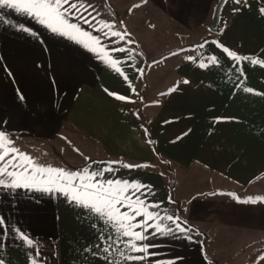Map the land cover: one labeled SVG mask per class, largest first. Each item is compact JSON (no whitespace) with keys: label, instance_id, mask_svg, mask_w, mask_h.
I'll return each mask as SVG.
<instances>
[{"label":"crops","instance_id":"1","mask_svg":"<svg viewBox=\"0 0 264 264\" xmlns=\"http://www.w3.org/2000/svg\"><path fill=\"white\" fill-rule=\"evenodd\" d=\"M84 2L93 6V15L99 14L97 21L114 23L116 31L126 29L132 41L150 19L147 14H154L147 28L167 29L176 37L177 30L183 32V40L166 49L175 53V74L168 84L176 91L143 92L149 65L136 50L138 38L114 43L117 37L95 30L96 21L69 18L101 37L107 50H127L109 51L120 61L121 75L81 44L32 17L0 8V131L39 165L99 171L103 162L119 161L112 165L117 171L106 172L103 179L150 186L141 198L160 205L150 210L178 216L190 229L180 238L150 237L144 243L155 245L149 250L154 255L122 264H264V202L245 203L248 199L229 194L233 188L224 191L215 184L220 178L249 188L264 176V67L249 60L237 63L219 46L264 60V0H224L217 41L207 42L199 52L194 50V29L200 26L196 35H209L220 0ZM19 25L31 32L19 30ZM201 62L207 66L201 68ZM164 163L184 170L199 166L218 178L198 177L204 188L181 195V188L168 184ZM124 164L148 166L129 169ZM0 217L5 221L0 226L4 264H31L33 259L38 264H108L103 259L108 253L101 250L107 244L100 237L117 238L111 227L57 191H0ZM16 230L28 235L33 247L19 239ZM115 248L109 256L114 262L121 259ZM120 249L130 254L123 244Z\"/></svg>","mask_w":264,"mask_h":264},{"label":"snow or ice","instance_id":"2","mask_svg":"<svg viewBox=\"0 0 264 264\" xmlns=\"http://www.w3.org/2000/svg\"><path fill=\"white\" fill-rule=\"evenodd\" d=\"M240 2L241 0H236V3ZM0 8H9L19 15L32 17L51 32L73 40L89 51L96 53L114 71L123 75L121 68L118 67L120 61L114 60L109 51L125 52L127 50L124 47L107 50L101 43V37L93 36L91 33L84 31L78 24L71 22L69 18L84 19L86 23H89L90 20L96 21L99 27L95 30L103 31V35L108 38L117 37L118 39L114 43H120L121 41L134 43V41L127 39L131 34L126 29L123 32L114 30V23L103 20L97 21L99 14L93 15L95 9L91 4H86L84 0H0ZM236 10L234 9V11ZM260 13L264 15V8L260 9ZM0 22H4L2 16H0ZM18 28L24 32H31L29 28L23 25H19ZM203 46L199 45V47ZM219 46L237 63L241 60H249L253 64H260L264 67V60L247 56L241 57L228 48H224L223 45ZM188 59L193 58L188 57ZM209 61L215 63L216 58L210 57ZM206 66L203 62L200 63L201 68ZM124 79L127 80L128 77L124 76ZM184 83H188V81H184ZM244 90L253 92L251 88H245ZM174 91H176V88L169 89V92ZM109 95H114L118 100L129 99L115 93H109ZM19 98L24 99L22 95ZM12 143V140L3 131H0V191L12 190L15 192L17 189L43 192L57 191L62 193L69 203L98 217L105 225L111 227L117 236L116 239L108 236L107 240L103 235L100 237L101 242L107 244L101 250L108 253V256L103 257L108 264H122V261H145L154 255L149 250L155 245L144 243L150 237L161 235L180 238V236L190 231V229L182 226L178 216L161 215L159 211L150 210L160 207L159 204L147 203L146 199L141 198V196H147L150 186L127 180L103 179L106 172L114 173L117 171L112 165L119 164V161L103 162L105 167L99 171L91 170L88 167L78 171H68L64 168L39 165L34 158L12 147ZM75 150L79 151V149ZM86 159L90 158L86 157ZM147 166L123 165V167L129 169ZM257 201L264 202V197H249L244 202L256 203ZM140 217H143V219H139ZM165 220L169 221L170 224H164ZM4 223V219L0 217V226H3ZM95 226L93 224V227ZM16 231L19 239L23 240L28 247H33L34 242L28 235L19 230ZM184 238L192 239L191 236H185ZM121 244L130 254H126L124 250L120 249ZM113 245L116 246L115 250L119 251L121 257L120 260L115 262L109 260V256L112 255L110 249H113ZM96 247L100 248V245H96ZM84 251H91V248H85ZM93 255H96V253H93ZM36 256H39L38 251ZM261 259H264V257H261ZM0 264H4L2 259H0ZM31 264H38V262L33 259Z\"/></svg>","mask_w":264,"mask_h":264},{"label":"rangeland","instance_id":"3","mask_svg":"<svg viewBox=\"0 0 264 264\" xmlns=\"http://www.w3.org/2000/svg\"><path fill=\"white\" fill-rule=\"evenodd\" d=\"M147 15L150 19H148V22H146L143 28H139V30H141V34H139L140 36H133V39L135 41L138 38L137 42L134 41L136 44L137 52L144 60L148 62L149 65L146 68V79L143 92L147 94L162 93V90L166 91L173 87V85L168 84V78L169 76L173 77L175 74V68L172 64L173 53H170L166 49L172 48L174 46V41L179 43L180 40H183L184 37H182V35L184 34L183 32L177 30L176 37L175 35H173V32H169L167 29H158L155 31L151 28H147V24L150 21H154V19L152 18L154 14ZM197 28L200 29V26ZM197 28L194 29L192 38L194 41V50L199 52V50L201 49L199 45L205 46L207 42L211 43L210 41L217 40L215 34L216 30L213 27H211V29L213 30L208 29L209 35L207 36L206 32H203L202 35H196L200 32L197 31ZM180 33H182V35H180ZM201 36H203V39L200 41ZM194 55H196V53H194ZM162 169L166 175L168 184L177 191L179 190L178 188H181V195L184 194V192L187 195L192 194L194 192H197V190L200 191L204 188V183L201 182V180L199 181L198 177L208 176V178L211 180H213V177L218 178V176L216 175L206 173L204 170L200 169L199 166H193L191 170H184L182 168H179L178 166L173 167L169 163H164ZM218 179L215 180V184L219 187L226 188V190L224 191L233 188L230 189L231 191L229 192V194L231 193V196L237 199L245 200L249 197H264V176L254 182V184L249 188L234 187L230 182H227L226 180L223 181L220 178ZM261 248L264 247L262 246Z\"/></svg>","mask_w":264,"mask_h":264},{"label":"water","instance_id":"4","mask_svg":"<svg viewBox=\"0 0 264 264\" xmlns=\"http://www.w3.org/2000/svg\"><path fill=\"white\" fill-rule=\"evenodd\" d=\"M223 1L224 0H220L219 5H218V7L216 9V13H215V16H214V21H213V26H212L214 29H216L217 25H218L219 12H220L221 6L223 4Z\"/></svg>","mask_w":264,"mask_h":264},{"label":"trees","instance_id":"5","mask_svg":"<svg viewBox=\"0 0 264 264\" xmlns=\"http://www.w3.org/2000/svg\"><path fill=\"white\" fill-rule=\"evenodd\" d=\"M213 30V29H212Z\"/></svg>","mask_w":264,"mask_h":264}]
</instances>
